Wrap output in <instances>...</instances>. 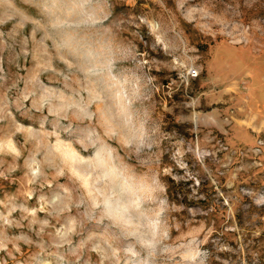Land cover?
I'll use <instances>...</instances> for the list:
<instances>
[{"label": "rangeland", "instance_id": "obj_1", "mask_svg": "<svg viewBox=\"0 0 264 264\" xmlns=\"http://www.w3.org/2000/svg\"><path fill=\"white\" fill-rule=\"evenodd\" d=\"M261 262L264 0H0V264Z\"/></svg>", "mask_w": 264, "mask_h": 264}, {"label": "bare ground", "instance_id": "obj_2", "mask_svg": "<svg viewBox=\"0 0 264 264\" xmlns=\"http://www.w3.org/2000/svg\"><path fill=\"white\" fill-rule=\"evenodd\" d=\"M111 115H109V119H111L110 117ZM111 121V120H109ZM64 155H66L67 158H72L73 157V152L72 150L70 149H66L63 151ZM115 187L120 189L122 187L121 183L119 181H115ZM121 203L117 200H110V199H107V209L108 211L111 213V215L116 219V220H119L120 217H122L123 215H126V212L122 211V212H119L118 210L122 209Z\"/></svg>", "mask_w": 264, "mask_h": 264}, {"label": "built area", "instance_id": "obj_3", "mask_svg": "<svg viewBox=\"0 0 264 264\" xmlns=\"http://www.w3.org/2000/svg\"><path fill=\"white\" fill-rule=\"evenodd\" d=\"M200 73V70L196 67H191L189 70H188V75L191 76V77H196L198 76Z\"/></svg>", "mask_w": 264, "mask_h": 264}, {"label": "trees", "instance_id": "obj_4", "mask_svg": "<svg viewBox=\"0 0 264 264\" xmlns=\"http://www.w3.org/2000/svg\"><path fill=\"white\" fill-rule=\"evenodd\" d=\"M260 264H264L263 262H261Z\"/></svg>", "mask_w": 264, "mask_h": 264}]
</instances>
